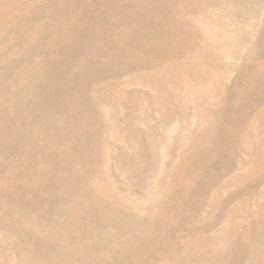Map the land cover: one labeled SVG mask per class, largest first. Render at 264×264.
<instances>
[{"label": "rangeland", "instance_id": "rangeland-1", "mask_svg": "<svg viewBox=\"0 0 264 264\" xmlns=\"http://www.w3.org/2000/svg\"><path fill=\"white\" fill-rule=\"evenodd\" d=\"M0 264H264V0H0Z\"/></svg>", "mask_w": 264, "mask_h": 264}]
</instances>
